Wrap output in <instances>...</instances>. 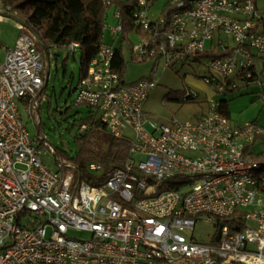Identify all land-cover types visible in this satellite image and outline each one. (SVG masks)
I'll use <instances>...</instances> for the list:
<instances>
[{"label": "built area", "instance_id": "1", "mask_svg": "<svg viewBox=\"0 0 264 264\" xmlns=\"http://www.w3.org/2000/svg\"><path fill=\"white\" fill-rule=\"evenodd\" d=\"M155 1L138 0L131 12L130 33L141 38L132 57L153 62L149 75L126 83L116 68L119 48L102 43L75 88L74 103L95 111L100 127L129 145L124 163L103 181L96 180L102 165L86 164L97 184L81 179L73 165L65 172L44 166L39 142L19 112L22 106L29 116L38 106L42 57L23 34L6 49L0 65V264H264V162L246 152L264 128L232 122L212 100L238 83L261 85L255 63H264L262 13L255 0H165L152 20ZM0 14L15 15L1 5ZM113 16L110 35L117 39L123 25L118 11ZM205 53L222 56L197 59ZM203 59L209 74L202 82L212 96L201 117L163 122L144 112L159 70ZM260 98L264 106V94ZM197 99L190 89L181 96ZM88 128L79 125V133ZM173 178L177 189L158 193V185ZM199 221L215 228L209 242L194 237ZM71 231L88 238H73Z\"/></svg>", "mask_w": 264, "mask_h": 264}, {"label": "rangeland", "instance_id": "2", "mask_svg": "<svg viewBox=\"0 0 264 264\" xmlns=\"http://www.w3.org/2000/svg\"><path fill=\"white\" fill-rule=\"evenodd\" d=\"M126 1V0H122ZM165 0H156L153 2L149 16L155 20L161 13ZM256 7L264 11V0H256ZM106 24L103 31L102 42L107 45L121 48L125 61V71L123 74L126 83L136 82L147 77L153 67V62L149 60L138 61L132 57V51L141 41L140 36L135 33H129L124 40L121 36L113 39L110 35V29L116 25L113 16V8L109 9L106 17ZM208 46L209 43H206ZM48 69L46 71V62L44 73H47V80L44 82L45 89L39 98L38 118L42 123L44 144L40 148V160L44 166L51 171H58L59 166L55 161L52 149H59L69 157H75L80 148L81 141L77 140L81 135L77 124L80 120L87 118L95 111L90 110L84 105L72 104L75 102V88L79 81V57L78 49L52 48L48 51ZM255 71L259 74L261 85L238 83V89L226 94H216L213 101L226 100L228 109L231 113H248L249 108L252 112V119L257 118V124L264 128V106L261 102V95L264 94V66L263 61L258 60L255 63ZM211 73V71H210ZM207 60L185 62L177 64L173 68L162 72L159 70L157 87L151 92L145 106L144 112L157 121L169 122L177 121L179 123L194 122L201 117L207 110V102L212 96V88L206 87L202 82V77L208 76ZM45 80V78H44ZM193 90L198 94V99L194 102L180 104L177 101L164 100L169 92ZM259 105L258 108L255 106ZM72 106V107H70ZM253 107V108H251ZM20 116L25 122L31 135H35L34 122L32 117L27 115L25 109L20 106ZM97 117V115H96ZM74 124V125H73ZM131 136L129 131L124 133ZM97 137L86 143V148L99 150L102 146ZM254 154L264 152V140L255 143L251 149ZM89 163V162H88ZM86 163V164H88ZM60 164H66L61 163ZM215 228L211 223L197 222L194 231V237L200 242H209ZM69 236L79 239H87L88 235L71 231Z\"/></svg>", "mask_w": 264, "mask_h": 264}, {"label": "trees", "instance_id": "3", "mask_svg": "<svg viewBox=\"0 0 264 264\" xmlns=\"http://www.w3.org/2000/svg\"><path fill=\"white\" fill-rule=\"evenodd\" d=\"M104 1L109 5L104 4ZM138 0H0V5L4 8H9L15 15L3 14L6 17L14 19L20 25V34L28 36L33 42L37 51L41 54L43 61L42 77L44 82L47 80V73H44L45 62L43 49L48 51L52 48L65 49L72 44H77V49L80 52L79 57V72L83 77L87 72L89 62L96 56L102 42L103 31L106 27V17L109 9L113 8V13L118 11L121 15V23L123 25L122 39H126L127 35L133 30L131 20V12L136 6ZM256 1V0H255ZM164 8V7H163ZM164 13V11H163ZM258 28L264 34V11L261 19L258 21ZM221 53H205L197 59L205 57L218 58ZM117 70L123 77L125 71V61L122 55L121 48L116 51ZM47 66V65H46ZM47 71V67H46ZM45 86L37 95L39 98L43 93ZM184 90L177 92H169L164 100L177 101L180 104H186L194 101L181 100ZM76 104L73 103L72 106ZM220 112L229 118L228 102L224 99L218 101ZM70 106V107H72ZM91 110V109H90ZM38 106L30 107V116L34 122L35 135L34 137L39 142V149L45 146L43 138L42 123L38 118ZM89 126L86 134L81 135L79 139L81 146L75 157H69L59 149H52L56 163H66L75 167L76 174L91 184H97L90 174L84 171L86 163L96 162L102 165L103 172L97 181H103L115 169L119 168L128 156V143L124 140L116 139L109 134L104 128L99 125L98 119L92 113L87 118L80 120L77 126L81 124ZM253 123H256L253 121ZM74 125V124H73ZM99 138V144L102 146L99 150H91L86 148V143L90 139ZM264 140L263 136H258L254 141L247 146L246 152L250 153L254 160L264 162V152L254 154L251 149L255 143ZM47 147V146H45ZM61 164L59 170L65 172L64 166ZM176 178L158 185V193L167 190H176ZM240 228L243 224L239 225Z\"/></svg>", "mask_w": 264, "mask_h": 264}, {"label": "crops", "instance_id": "4", "mask_svg": "<svg viewBox=\"0 0 264 264\" xmlns=\"http://www.w3.org/2000/svg\"><path fill=\"white\" fill-rule=\"evenodd\" d=\"M260 12L262 13V11ZM19 35H20V25L14 19L6 17L3 14H0V65L4 61L6 49L14 46ZM255 107L258 108V111L260 110L259 105ZM248 110L249 112L246 114L243 112L237 114L229 112V119L232 122L238 124L243 122H253V121H255L257 124V118L252 119V117L250 116L252 115V112L250 108Z\"/></svg>", "mask_w": 264, "mask_h": 264}, {"label": "water", "instance_id": "5", "mask_svg": "<svg viewBox=\"0 0 264 264\" xmlns=\"http://www.w3.org/2000/svg\"><path fill=\"white\" fill-rule=\"evenodd\" d=\"M43 49V52H44V56H45V59H46V61H47V69H48V54H47V51L44 49V48H42ZM148 182L150 183V184H153V182L151 181V180H148ZM218 236H219V233H218Z\"/></svg>", "mask_w": 264, "mask_h": 264}]
</instances>
